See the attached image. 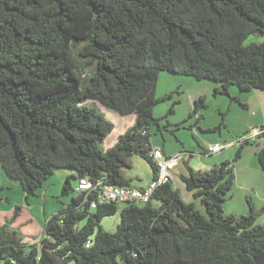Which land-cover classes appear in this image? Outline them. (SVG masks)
Listing matches in <instances>:
<instances>
[{
	"label": "trees",
	"instance_id": "1",
	"mask_svg": "<svg viewBox=\"0 0 264 264\" xmlns=\"http://www.w3.org/2000/svg\"><path fill=\"white\" fill-rule=\"evenodd\" d=\"M255 33L264 34V0H0V169L26 201L56 169H72L79 186L83 178L100 182L78 187L33 241L16 225V206L0 224V264H264V225L256 224L264 205L257 210L247 196L248 214H224L235 183L231 160L208 170L187 165L181 176L205 213L171 181L148 202L101 197L104 184L141 188L121 171L134 153L157 177L150 130L161 118L153 111L172 96H156L160 71L219 82L215 94L244 107L231 86L264 90V42L243 45ZM80 59L96 67L84 86ZM90 98L136 116L105 152L98 142L115 124L85 105ZM202 107L204 96L193 114ZM258 159L264 170V150ZM71 176L64 194L73 189ZM118 203L126 206L108 232L101 221Z\"/></svg>",
	"mask_w": 264,
	"mask_h": 264
},
{
	"label": "rangeland",
	"instance_id": "2",
	"mask_svg": "<svg viewBox=\"0 0 264 264\" xmlns=\"http://www.w3.org/2000/svg\"><path fill=\"white\" fill-rule=\"evenodd\" d=\"M262 42H264V34L255 33L247 36L243 45ZM80 62L85 70L82 82L84 86L89 82L96 67L95 64H88L85 59H80ZM209 83L221 85L209 79H197L184 74L160 71L156 96L159 98L168 94L172 96L162 100L154 108L153 116L161 118V127L154 122L151 123V144L162 149L164 158L178 157V167L171 171L173 183L180 188L182 199L188 203L195 202L197 208H200L203 213L206 212L204 204L200 198L194 196L193 192L185 188L181 176L187 173V165L194 169L208 170L225 160H231L235 164V183L223 203L224 214L226 216L248 214L250 209L247 196L252 197L257 210H260L264 205L261 199L264 196V170L259 164L258 153L264 150V138L260 142L257 140L245 144L241 150V157L235 160L238 148L244 143L242 137L253 128L246 127L245 123L251 117H255L251 116L254 109L242 106L226 94H215V89H212L208 90L206 97L204 96L207 107H202L198 113L193 114L194 103L200 98L197 94ZM232 87L240 90L237 86ZM243 93H249V91ZM85 105L95 108L98 113L115 124V129L106 140L98 142L104 152L115 146L120 135L135 123V114L121 115L93 98L86 100ZM170 109L173 111L170 112ZM259 120L261 119H255V121ZM255 126L254 128L261 127V125ZM214 141L230 144V146L219 153H205V148ZM128 162L131 166L121 167L125 176L131 178V183L134 185L147 184L148 186L153 180V168L149 162L137 153L132 154ZM71 173H74L72 169H56L52 177L38 189L37 195L26 201V193L19 182L8 178L0 169V212H6L8 209L12 211L16 206H20L25 213L21 216L19 223L27 224L25 228L27 233L38 235L43 231L46 220L66 208L72 197L78 194L79 179L71 176ZM68 176H71L73 189L64 194L63 184ZM118 205L119 211L115 215L104 217L101 221V226L108 232L117 230L121 219V209L126 206V203H118ZM2 222L0 219V224ZM84 223L85 221L82 224ZM256 224L264 225V211L257 217Z\"/></svg>",
	"mask_w": 264,
	"mask_h": 264
},
{
	"label": "built area",
	"instance_id": "3",
	"mask_svg": "<svg viewBox=\"0 0 264 264\" xmlns=\"http://www.w3.org/2000/svg\"><path fill=\"white\" fill-rule=\"evenodd\" d=\"M264 138V126L253 128L248 134L242 137L243 141L261 140ZM230 144L214 143L207 146L206 152L209 154L219 153ZM152 157L158 165L157 177L149 184L147 188H132L128 186L106 185L104 184L103 193L101 197L103 200L126 202L139 200L148 202L150 201L153 192L160 186L172 182L171 171L177 165L178 157H166L160 148H155L151 152ZM100 182L94 183L93 181L83 178L79 188L81 190H90L96 188Z\"/></svg>",
	"mask_w": 264,
	"mask_h": 264
},
{
	"label": "crops",
	"instance_id": "4",
	"mask_svg": "<svg viewBox=\"0 0 264 264\" xmlns=\"http://www.w3.org/2000/svg\"><path fill=\"white\" fill-rule=\"evenodd\" d=\"M214 82H216V81H214ZM219 87H220V85L218 83H209V85H205L199 91V93L197 94V97L198 98L201 97V96H205L206 97L208 95V90L209 91H211L212 89L216 90ZM205 91H206V94H205ZM243 92L244 91H242V90L233 89L232 86L230 87V93H231L232 96H236L239 99L244 100L247 103L246 105H247V107L249 109L250 108L254 109L251 112V116H255V117H251L249 120H247V122L245 123L246 127L250 128L252 126L254 128V127H256L255 125L263 126L264 125V90L252 89V90H249V93H243ZM255 119H261V120L255 121ZM224 142H226V140H224ZM210 143L212 144V143H219V142L218 141H214V142H210ZM155 147H157V146H155ZM177 167H178V165L175 168H177ZM186 172H187V170H186ZM182 173H183V171H182ZM73 174L71 173L70 175H73ZM131 185L134 186V187H141V188L142 187H147V184H141V185L131 184ZM261 199L264 201V196H262ZM13 212H14V209L12 211H11V209H8L6 212H0V215H2L0 219L4 222V220L6 218H9V217H11L13 215ZM24 213H25V211L21 210V214H20V216L18 217V219L16 221V225H21V228L23 227L22 228L23 232L28 236L27 240L28 241H33V239H31V237L40 236L43 231L41 233H39L38 235H33V234L27 233L25 231V228L27 227V224L26 223H24V224H20L19 223V220H20L21 216Z\"/></svg>",
	"mask_w": 264,
	"mask_h": 264
},
{
	"label": "clouds",
	"instance_id": "5",
	"mask_svg": "<svg viewBox=\"0 0 264 264\" xmlns=\"http://www.w3.org/2000/svg\"><path fill=\"white\" fill-rule=\"evenodd\" d=\"M263 126H264V125H263ZM263 126H261V127H263ZM257 128H259V127H257ZM251 130H252V129H251ZM249 132H250V131H249ZM249 132H248V133H249ZM244 136H245V135H244ZM244 136H243V137H244ZM250 141H257V140H250ZM258 141L260 142V140H258ZM244 142H246V141H244ZM224 144H225V143H224ZM209 145H210V144H209ZM206 149H207V148H205V153H207V152H206ZM161 150H162V149H161ZM162 152H163V151H162ZM163 154H164V152H163ZM166 157H168V156H166ZM176 166H177V165H176ZM176 166H175V167H176ZM175 167H174V168H175ZM171 175H172V174H171ZM153 179H154V178H153ZM152 181H153V180H152ZM172 182H173V178H172Z\"/></svg>",
	"mask_w": 264,
	"mask_h": 264
}]
</instances>
